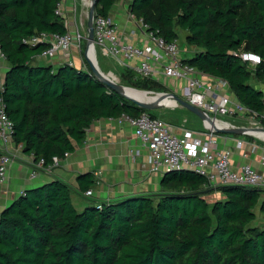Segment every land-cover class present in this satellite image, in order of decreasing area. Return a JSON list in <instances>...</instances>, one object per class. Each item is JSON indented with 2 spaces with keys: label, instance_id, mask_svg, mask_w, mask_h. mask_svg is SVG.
<instances>
[{
  "label": "trees",
  "instance_id": "16d2710c",
  "mask_svg": "<svg viewBox=\"0 0 264 264\" xmlns=\"http://www.w3.org/2000/svg\"><path fill=\"white\" fill-rule=\"evenodd\" d=\"M62 0H0V53L7 68L0 99L12 122V142L33 163L48 167L85 140L99 119L137 118L136 107L98 81L89 69L38 65L48 43L41 35L67 34L57 14ZM117 0H96L95 17H109ZM128 13L167 42L185 33L196 52L184 63L228 84L259 117L264 94V0H132ZM261 59L252 67L239 55ZM121 86L168 92L156 81L121 70ZM151 117H157L149 114ZM1 157V153H0ZM79 191L95 185L78 177ZM205 180L188 170L162 175L158 192L115 202L89 203L77 211L70 188L54 180L25 190L0 213V264H264V189L222 187L209 204ZM98 205L101 208H98Z\"/></svg>",
  "mask_w": 264,
  "mask_h": 264
},
{
  "label": "built area",
  "instance_id": "2783aa9c",
  "mask_svg": "<svg viewBox=\"0 0 264 264\" xmlns=\"http://www.w3.org/2000/svg\"><path fill=\"white\" fill-rule=\"evenodd\" d=\"M57 14H59V9ZM133 23L135 30L130 34V37H122L109 17L93 15V42L87 40V34L84 37V47L81 46V35L78 31L67 33L64 36L41 34L32 38L30 43H48L49 47L41 56L50 59L54 58L59 51H68L74 44L78 48L83 62L86 63V71V68L89 69L91 65L99 69L97 60L99 51L114 68L130 70L141 79L162 84L166 80L170 83L179 82L183 100L205 113L209 118L217 121H222V118L228 116L249 119L248 126L245 128L264 136V113L259 117L241 105L235 98L225 94L223 90L228 89L229 91L225 81L207 76L185 64L181 58L182 51L177 40L165 41L162 37L149 31L141 20L134 18ZM90 52L93 54V59ZM239 57L242 62L248 63L252 67L261 62L260 57L251 52H243ZM0 59L4 60L1 53ZM175 107L178 106L175 105ZM122 118L133 127L136 138L142 146L146 147L150 172L165 174L178 170L192 171L204 178L205 189L218 193L222 187L264 189V172H259L247 164L241 166L238 171L232 169L231 150L218 148L217 137L219 134L214 129L205 127L206 120H202L204 132L195 133L188 129L177 130L161 118L151 117L147 113H142L134 119ZM226 124L231 126L229 123ZM250 136L264 143L262 136ZM0 141L5 146H14L12 122L4 111L1 99ZM234 145L237 149L248 146L247 142L241 139H234ZM67 156L68 154H65L64 158ZM8 161L6 156L0 157V184L5 180ZM58 161L57 158H53V164ZM259 162L264 167V157H261ZM31 177L34 178V174ZM91 195V190L84 193L85 197ZM98 208L100 209L101 206L98 205Z\"/></svg>",
  "mask_w": 264,
  "mask_h": 264
},
{
  "label": "crops",
  "instance_id": "0c3cea01",
  "mask_svg": "<svg viewBox=\"0 0 264 264\" xmlns=\"http://www.w3.org/2000/svg\"><path fill=\"white\" fill-rule=\"evenodd\" d=\"M131 1L117 0L109 14V18L117 27L118 34L122 37H130V34L135 30L134 18L128 13V6ZM63 2L64 0L61 1L59 10ZM73 2L76 10L83 12L87 8L88 14V0H67L68 4ZM67 21L71 23L70 20L67 19ZM67 21H65L67 33L76 31L77 27L70 23L68 25ZM83 45L85 46V43ZM43 61L46 63L45 66L50 65L53 70L63 64H69L76 69L86 71V63L83 62L82 56L74 44L66 52L59 51L52 59L43 56L35 58V62L38 65L42 64ZM6 68L7 64L0 74L1 80L4 78ZM163 82L164 84H161L168 89L169 93L175 94L176 92L181 95V83H170L167 80ZM251 85L264 94V81L258 82L252 78ZM223 92L234 98L228 89L223 90ZM178 97L181 98V96ZM194 121L192 122L194 128L188 130L195 133L204 132L202 120L199 122ZM222 121L235 127L237 126L235 125L236 123L241 122L248 125L246 119L231 116L222 118ZM171 125L177 130L187 129L181 125ZM218 134V148L230 149L232 152L231 166L233 170L238 171L241 166L247 164L259 172H264V167L259 162L260 158L264 157V146L257 143L254 137L250 135ZM234 139L244 140L248 146L237 149L234 145ZM1 148L0 144V150ZM11 150L16 153V158L6 166V177L4 182L0 184V213L25 190L54 180L65 183L70 188L71 193H74L82 200L77 205L79 209L83 210L87 206L83 199H88V201L94 203H105L154 194L159 190L160 180L163 175L150 172L147 163L148 151L136 138L133 127L124 118L94 121L86 130L83 143L77 145L75 150L68 154L67 157L48 167L43 166L41 162L34 164L32 157L24 155L20 147L14 145ZM136 152L137 154H135ZM87 173L92 174L95 180V185L91 188L92 195L90 197H85L84 193L79 191L77 181L80 175ZM32 174H34V178L31 177ZM212 195L217 200L223 199L218 192L214 191Z\"/></svg>",
  "mask_w": 264,
  "mask_h": 264
},
{
  "label": "rangeland",
  "instance_id": "374dc122",
  "mask_svg": "<svg viewBox=\"0 0 264 264\" xmlns=\"http://www.w3.org/2000/svg\"><path fill=\"white\" fill-rule=\"evenodd\" d=\"M88 2H89V0H88ZM73 5H75L74 2L68 4L67 0H64L63 5L60 7L59 15L62 16L65 21H67V19L71 21V23L67 21L68 25L70 23L71 25L77 27L76 31H78V33L81 35L80 41H81V46H82L85 43L84 37H86V35H87V20H88V14L86 11L87 8L84 9L83 12H80L78 9L76 10ZM184 37H185V33L180 31L179 35H178L177 42H178V46H179L180 50L182 51L181 58L183 60L192 57L194 55V53L196 52V49L194 47H190L186 44ZM97 60H98L99 69L103 74H105L108 78L112 79L113 81L115 80L118 83H124V81L122 79L124 74L121 73L122 71L120 69L114 68L111 65V63L100 54L99 51L97 52ZM0 65H1L0 66V74H1L2 71L4 70V67L6 66V62L4 60L0 59ZM39 65L44 66V65H46V63L43 61V63L39 64ZM124 84H126V83H124ZM149 92L156 93L155 91H149ZM165 93H167V92H165ZM175 94H177L178 96H181L180 94H178L176 92H175ZM181 99H183V97H181ZM145 111L147 112V114L155 115V116L165 120L168 123H171L173 125H181L182 127L187 128V129H193L194 128L192 126L193 125L192 122H195L194 120H196L198 122L200 121L198 117L187 112L186 110L182 109L179 106L175 107V108H159L157 110H146L145 109ZM225 120H227V119H225ZM246 120L249 123V119H246ZM235 125L243 126V127L248 126L246 123H242V122L236 123ZM255 140L257 141V143L264 146L263 142H260L257 139H255ZM0 144L2 146V148L0 150L1 156H6L9 159V161H8V164H9L14 158H16V153L15 152L13 153L11 150V147H13V145L5 146L2 144L1 141H0ZM213 192L214 191H211L205 195V199L208 201L209 204H212L213 202H215L217 200V198L214 195H212ZM71 198H72L74 207L77 209V211H81V209H79L77 204L80 201L82 202V200H80V198L78 196H76L74 193H71ZM83 202L87 203V204L92 203L91 201H88V199H86V200L83 199ZM255 215H256V218H255V221L252 223V225L256 226L258 228H263L264 227V218L259 213L257 208L255 209Z\"/></svg>",
  "mask_w": 264,
  "mask_h": 264
},
{
  "label": "water",
  "instance_id": "95a60500",
  "mask_svg": "<svg viewBox=\"0 0 264 264\" xmlns=\"http://www.w3.org/2000/svg\"><path fill=\"white\" fill-rule=\"evenodd\" d=\"M90 7H89V11H88V20H87V40L89 42H93V31H92V18L94 15V5L96 0H90ZM90 70L92 72V75L101 83H103L105 86H107L110 90L118 93L119 95H121L122 97H124L125 99H127L128 101L132 102L136 107H139L143 110H157L159 109V107L154 106V105H142L137 103L136 101L126 97L125 95H123L120 90L117 87H114L113 85H111L110 83H108L105 80H102V76L98 73V71L95 69V67H93L92 65L90 66ZM146 93H150V94H155V95H164L163 97L159 98L157 100V102H159L161 99H172L174 100L175 104L177 106H180L182 109H185L186 111L192 113L193 115H195L196 117H198L200 120H207L209 117L205 114L202 113L201 111H199L197 108L189 105L188 103H186L183 99H181L180 97H178L175 94L172 93H154V92H149L147 91ZM208 121V120H207ZM209 122V121H208ZM212 128V127H211ZM212 129H214L217 133H222V134H232V135H248V133L244 132L243 129H219V128H215L213 127ZM264 130V129H263Z\"/></svg>",
  "mask_w": 264,
  "mask_h": 264
},
{
  "label": "bare ground",
  "instance_id": "6f19581e",
  "mask_svg": "<svg viewBox=\"0 0 264 264\" xmlns=\"http://www.w3.org/2000/svg\"><path fill=\"white\" fill-rule=\"evenodd\" d=\"M90 0L87 3L88 5V9L90 7ZM90 56L93 59V54L90 52ZM95 69L98 71V73L100 74L101 72L99 71V69H97V67H95ZM102 77V80L107 81L108 83H110L111 85H113L114 87H117L120 92L125 95L126 97L136 101L139 104L142 105H154L157 106L159 108H174L175 107V102L172 99H161L159 102H157V100L161 97H163L164 95H155V94H150V93H146L147 91H140V90H136L133 88H129V87H124L121 86L120 84L114 82L112 79L108 78L105 74L101 73L100 74ZM209 122H208V121ZM205 122V127L206 128H224V127H229L231 129H243L244 132L250 134V135H254V136H262L264 138L263 135L257 134L256 131L253 130H248L245 127H235L233 125L229 126L228 124H226V122L224 121H217V120H213L211 118H208Z\"/></svg>",
  "mask_w": 264,
  "mask_h": 264
}]
</instances>
